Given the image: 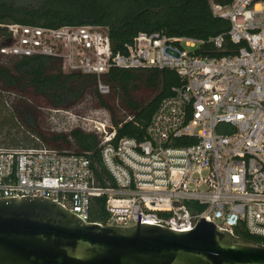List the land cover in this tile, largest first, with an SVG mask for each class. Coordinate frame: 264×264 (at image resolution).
<instances>
[{"label":"built area","instance_id":"1","mask_svg":"<svg viewBox=\"0 0 264 264\" xmlns=\"http://www.w3.org/2000/svg\"><path fill=\"white\" fill-rule=\"evenodd\" d=\"M212 7L230 22L231 42L243 45L238 54L197 56L204 41L159 32L139 33L115 53L102 26L8 25L4 56L54 57L65 72L98 79L112 68L170 69L183 84L160 103L142 141L115 145L109 116L92 123L114 187L96 184L84 155L0 147V199H50L90 222L93 199L104 198L107 226L133 227L141 215L140 224L183 232L204 218L264 238V0ZM210 41L221 49L224 38ZM98 89L110 92L100 80Z\"/></svg>","mask_w":264,"mask_h":264},{"label":"trees","instance_id":"2","mask_svg":"<svg viewBox=\"0 0 264 264\" xmlns=\"http://www.w3.org/2000/svg\"><path fill=\"white\" fill-rule=\"evenodd\" d=\"M234 0H0V48L10 43L7 26L19 24L58 28L97 25L108 29L112 49L122 52L139 33L159 32L172 37L204 41L197 56L220 58L238 54L243 45L231 42L229 21L216 16L213 4L229 6ZM223 36L221 49L210 39ZM99 80L110 89L99 92ZM173 70L156 67L112 68L98 79L81 72H65L62 62L48 56H4L0 54V134L2 147L45 146L59 154L84 155L90 160L95 182L114 187L101 156V140L94 132L79 128L70 133L50 132L41 125L42 101L55 111H69L90 98L95 110L109 116L116 136L144 140L160 103L182 86ZM16 98L5 105L4 95ZM19 131H12L15 129ZM112 131V129H110ZM105 199H93L90 222L105 225L109 215ZM235 234L264 245V238L250 235L243 227Z\"/></svg>","mask_w":264,"mask_h":264},{"label":"water","instance_id":"3","mask_svg":"<svg viewBox=\"0 0 264 264\" xmlns=\"http://www.w3.org/2000/svg\"><path fill=\"white\" fill-rule=\"evenodd\" d=\"M84 222L41 197L0 199V264H264V245L200 218L177 232L157 225Z\"/></svg>","mask_w":264,"mask_h":264},{"label":"rangeland","instance_id":"4","mask_svg":"<svg viewBox=\"0 0 264 264\" xmlns=\"http://www.w3.org/2000/svg\"><path fill=\"white\" fill-rule=\"evenodd\" d=\"M16 98L15 95H4L3 103L10 104ZM39 105L42 114L41 125L50 132L70 133L73 129L79 128L85 131L92 130V123L95 121L107 120L108 114L102 110H95L94 104L90 98L82 103L80 106L73 108L69 111H55L48 108L42 101H34ZM9 127H5L2 134H0V147L4 133L7 132ZM19 131L15 129L12 131Z\"/></svg>","mask_w":264,"mask_h":264}]
</instances>
